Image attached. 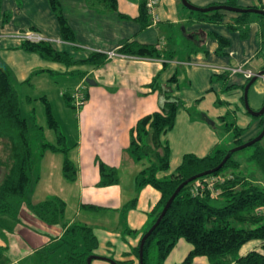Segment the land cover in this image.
Here are the masks:
<instances>
[{
    "label": "crops",
    "instance_id": "1",
    "mask_svg": "<svg viewBox=\"0 0 264 264\" xmlns=\"http://www.w3.org/2000/svg\"><path fill=\"white\" fill-rule=\"evenodd\" d=\"M143 1L117 0V12H113L101 11L93 7L89 0H58L61 13L73 32V42H69L62 39L50 0H1V11L7 16L8 22L0 24V39L3 40L6 51L0 63L10 69L13 84L14 79L24 82L36 72L44 74L59 68V62H44L38 54L24 50L22 42L11 36L28 30L41 32L52 43H60L62 40V47L56 48L70 53L75 60L86 57L92 51H116L124 41L130 39L156 44L159 50L168 54L167 57L149 58L118 53L98 67L75 64L80 67L76 72L79 81L73 87L82 88L85 102L78 108L73 106L76 108L75 122L72 120L70 127L62 131L65 141L70 138L71 144L65 147L66 152L42 150L34 171L35 181L27 197V202L32 204L48 199H61L65 202L63 218L59 223L48 224L33 214L27 203L23 204L18 219L11 224V231L0 232V256L5 253V264H21L24 260L29 261L28 264H41L37 261L36 252L57 242L63 234L64 225L72 223L92 228L97 239L93 254L115 261L133 258L128 253L139 243L150 222L149 215L161 197L160 192L151 185L137 188L136 176L149 163L146 159L136 160L127 149L130 129L136 121L146 114L160 110L163 95L149 85L155 77L156 84L168 90L183 106L177 112L174 126L163 137L171 150L170 167L167 171L159 172L158 176L165 178L174 172L185 153L202 157L220 146L210 122L203 119L202 115L206 113L210 120L216 118L213 121L215 124L223 125V114L228 115V112H222L220 105L227 107L231 101L218 96L217 90L221 91L227 86L229 89L237 86L243 89L242 77L240 79V76L230 74L228 77L223 76L225 71L234 67L230 62L231 41L227 35L220 34L215 29L218 25H226L228 29L234 30L230 26L235 25L237 12L227 14L223 11L221 20L213 22L201 20L191 12H183L178 2L181 0H159L158 21L152 22L148 15L147 23L142 26L135 18L139 16ZM189 1L195 4L205 2ZM237 2L242 6L264 7V0ZM118 12L128 18L120 17ZM252 25L256 26V33L260 31L263 39L264 20L251 16L247 34ZM235 30L242 38L247 36L238 29ZM214 34L228 40V45L225 46L227 48L219 49ZM263 67L261 65L256 72ZM172 77L175 79L171 81ZM237 77L240 79L239 83H227L229 79ZM87 78L95 83L86 82ZM195 78H201L197 94H203V97L195 99L193 103L186 101L182 104L184 91H193L192 88L198 86L194 84ZM254 91L264 99V88L258 87ZM64 94L71 95V92L64 91L61 95L65 98ZM42 96L49 101L46 92ZM217 103L220 104L219 107L215 106ZM195 105L197 110L193 109ZM55 118L59 121L57 116ZM258 125L259 123L256 128ZM249 126L250 123L248 128ZM246 130L240 136L242 140L251 138ZM42 131L43 134L44 130ZM55 140L57 143L56 134ZM231 141L235 142V138ZM65 155L77 170L74 180H68L63 175ZM100 162L116 169V183L98 184ZM133 200L134 206L127 208V204ZM259 245V242L253 244L240 253L244 254ZM191 248L188 241L180 238L165 258V264H179ZM66 253V248H58L49 255V264H61ZM192 262L208 264L207 258L203 256L195 257ZM90 264L112 263L95 258ZM134 264H138L137 258H134Z\"/></svg>",
    "mask_w": 264,
    "mask_h": 264
},
{
    "label": "trees",
    "instance_id": "2",
    "mask_svg": "<svg viewBox=\"0 0 264 264\" xmlns=\"http://www.w3.org/2000/svg\"><path fill=\"white\" fill-rule=\"evenodd\" d=\"M50 2L57 16L62 39L73 42L72 29L61 13L58 0H50ZM89 2L101 11L117 12V0H89ZM224 4L264 9L262 6H242L238 4L237 0H226ZM223 11L225 10L196 11V15L201 20L218 22L222 18L221 12ZM251 14L249 12L236 13L235 25L230 27L234 30L238 29L243 35L247 34ZM255 15L264 20L263 15ZM119 16L128 18L122 13H119ZM135 19L140 21L142 26L147 23L148 13L144 1L140 6L139 16ZM5 20L6 16L1 11L0 0V24ZM262 31L264 36V30ZM214 38L218 41L219 49L228 45V40L223 36L214 34ZM21 42V47L24 50L37 53L45 60L59 62L67 66L86 64L98 67L107 61L106 54L101 52L92 51L86 57L75 60L70 53L58 50L51 41ZM262 43H264V37ZM116 51L125 56L149 58L168 56L166 52L159 50L156 44L140 43L135 39L124 41ZM227 75L229 72L225 71L223 76L228 77ZM174 79L175 77H172L171 81ZM156 80L155 77L149 85L153 89H158L163 95L160 110L146 114L136 121L130 129V142L127 148L136 160L146 159L149 163L136 176L137 188L151 185L161 194L158 203L149 215L150 222L143 234L155 222L166 201L181 182L217 166L230 149L215 147L202 157L185 153L174 172L168 177H159V172L167 171L170 167L171 150L163 137L174 126L181 103L173 98L168 90L158 86ZM248 80L250 79H247L246 83ZM246 83L242 85L243 90ZM64 96L68 104L74 106V103H71V101L73 102L72 96L70 94H64ZM41 98L45 103L46 126L55 132L57 143L44 141L40 142V147L43 151L49 149L66 152L67 149L62 146L65 137L60 131L52 106L45 96ZM242 100L244 102L243 96ZM263 127L264 124L261 129ZM246 128V126L237 125L235 121L226 127V129L233 130L234 146L244 143L240 136ZM42 130L43 126L35 122L30 124V121L23 115L19 93L13 84L11 71L0 63L1 233L11 231V224L18 219L19 211L25 203L33 214L48 224L59 223L63 218L65 202L61 199H48L35 204L27 202L29 190L35 181L33 175L37 165L33 142L40 139ZM263 140L264 137L251 145L254 148L248 157V161L257 165L262 178L251 177L249 179L238 174L240 162L234 158L236 151L217 172L197 178L183 186L158 225L146 238L143 245V264H165V258L180 238L188 241L192 248L179 264H190L197 256L206 257L209 264H264V185L261 183V180L264 179ZM99 170V185L117 182L116 169L100 162ZM62 171L68 180L76 178L77 170L66 155ZM206 178H216L212 187L204 185L203 182ZM196 183H201L204 187L198 186L193 189V185ZM134 204L133 200L127 204V208ZM251 240L258 241L260 249L254 248L241 254V247ZM61 247L67 249L65 260H61V264H86L87 257L92 255L93 250L97 247V239L92 228L87 225L80 223L64 225L63 234L57 242H52L49 246L36 252L37 261L41 264H49V255ZM128 256H133V258L116 261V263L134 264V258L138 259L139 257V243L131 249Z\"/></svg>",
    "mask_w": 264,
    "mask_h": 264
},
{
    "label": "rangeland",
    "instance_id": "3",
    "mask_svg": "<svg viewBox=\"0 0 264 264\" xmlns=\"http://www.w3.org/2000/svg\"><path fill=\"white\" fill-rule=\"evenodd\" d=\"M203 1L205 2H203L202 4H195L193 2L191 3L198 7H206L209 5H214L213 3L215 2L216 4H218V2H221L222 0H203ZM178 2L183 12H187V13L190 12L186 7L182 6L183 4L181 1H178ZM225 12L227 14L234 13L233 11H225ZM191 13L197 14L196 11H193ZM251 16H256V15L252 13ZM9 18H11L10 15H9ZM7 22L8 20L6 16V20L3 22V24ZM215 29L218 33L227 35L229 40L231 41L230 42L231 47H229V52H230V62L232 66L234 67L242 66L243 68L250 69L256 73V70L261 65H264V48L262 47V42H261L262 36H261L260 31L256 33L257 28L255 25L251 26V29L245 38H242L239 35V32L237 30L228 29L226 25H218L215 27ZM39 33L41 34V32ZM15 35H11L12 38L14 40L16 39L20 40L19 38L15 37ZM2 41L3 40L0 41V61L2 60L6 52L5 49L3 48ZM53 43L55 46H59V47H62V45L64 44L62 40H60V43H56V42H53ZM258 50L260 51V54H258ZM37 56H40V55L38 54ZM40 58L44 62H49L43 59L41 56ZM58 67L59 68L54 67L55 69L53 72H48V73L46 72L44 74H41L40 72H36L35 74H33V76H31V78H29L28 80L24 82H19L17 79H14V84L16 85V88L19 93L23 115L30 121V124L35 122L36 124L45 126L43 129L44 133L40 134V139H37L33 142V152H34V156L36 157V159L40 158V154L42 153L40 142H44V141L46 142L50 141L54 143L56 142L54 131L52 129L51 130L48 129L45 123V103L43 99L41 98V95H43V93L46 92V96L49 98V102L52 105L53 112L55 116H57L58 120L60 121L59 128H60L61 133L62 131L64 132L65 129H68V127H70L72 120L74 121V118H75L74 111L76 110V108L68 105L67 99H65L61 94L64 91L71 92L72 94V91L74 90L73 85H75V83L79 81V76L76 72L77 70L80 69V67L77 65H74V67L73 65L67 66L62 63H59ZM64 69H66V71H64ZM233 76H240V79L243 78L244 83H246L247 79H245L242 76V74H234ZM240 79L238 77L236 79L231 78L227 81V83L237 84L239 83ZM194 82H195L194 84H197L198 86L192 88L193 91H184L185 96L181 98L182 104H184L186 101L193 103L195 99L203 97V94H197V91L199 90L201 86V78L200 80L198 78H195ZM31 84L33 86H31ZM220 84L223 85V82H221ZM258 87L264 88V84L260 77L257 78L254 84L251 85L248 90V103L253 110L259 109L261 106L258 107V105L261 104L263 100V96H261L259 93H256L254 91V89ZM217 91H218L217 93L218 96H223L225 99L231 101V103L227 107H225L224 105H220L219 103L215 105L218 107L220 105L222 108V112L223 110H226L225 112H228V115L223 114V117H222L223 125L222 124L219 125L217 123L215 124L213 121H215L216 118H213L212 120H210L209 117H207L206 113L202 115V118L210 122V127L214 131L217 139L219 140V145H220L219 147L231 149L234 147V144H235V142L231 141L234 138L233 137L234 134H233V130L226 131L225 130L226 127L229 126L230 123L233 121H236L237 125H240V126L241 125L244 126L247 124L246 125L247 128H248V123H250L249 128L248 129L246 128L247 129L246 133L251 138L255 137L257 133L260 131L262 124H264V114L258 118V117H252L250 114L246 113L244 102L242 100V94L244 90L238 86L234 88L230 87V89L227 86L223 88L221 91L220 90H217ZM196 106L197 105L194 106L193 108L194 110H197ZM258 123L259 125L256 128V125ZM244 140L245 139H243L242 141L246 142L249 139L247 138V140L245 141ZM69 144H71L70 138L66 141L64 138L62 146L67 147ZM262 144L264 145V140L262 141ZM1 148L2 146L0 145V150ZM253 148L254 146H248L235 153L234 158L240 162V167L237 172L238 174H240V176H244L245 178H249V179H251V177L252 178L254 177L262 178L257 165L254 162L248 161V157L252 154ZM1 171H3V169H1ZM261 183L264 185V179L261 180ZM257 243L258 241L256 240L248 241L241 247L240 251L243 252L244 250L251 248L253 244L255 245ZM257 249H260V247L257 246ZM6 262H7V257L5 253H3L0 256V264H5ZM27 262L29 261L24 260L21 264H28ZM190 264H193V262ZM194 264H197V263H194Z\"/></svg>",
    "mask_w": 264,
    "mask_h": 264
},
{
    "label": "water",
    "instance_id": "4",
    "mask_svg": "<svg viewBox=\"0 0 264 264\" xmlns=\"http://www.w3.org/2000/svg\"><path fill=\"white\" fill-rule=\"evenodd\" d=\"M183 6H185L187 9L192 10V11H199V12H211L214 10H225V11H233V12H237V13H245V12H249V13H254V14H261L264 16V9L261 8H256V7H239V6H231L228 4H214V5H209L206 7H198L195 6L194 4H192L189 0H181ZM264 75V69L259 70L258 72H256V74L245 84L244 86V91H243V99H244V106L246 111L254 117H260L264 114V99H263V103L261 105V107L257 110H253L249 103H248V90L250 88V86L257 80V78L261 77ZM86 82L90 83V84H94V80L87 78ZM264 137V127L261 129V131L253 138L247 140L246 142L234 146L233 148L229 149L228 152L225 154L224 158L221 160V162L215 166L214 168L205 170L203 172H200L196 175H193L189 178H187L186 180H184L183 182H181L176 189L174 190V192L172 193V195L168 198V200L166 201L165 205L163 206L161 212L159 213L157 219L155 220V222L152 224V226L143 234V236L140 239L139 242V257H138V264H143V245L144 242L146 240V238L152 233V231L155 229V227L158 225V223L160 222V220L162 219V217L165 215L166 211L168 210V208L170 207L174 197L177 195V193L181 190V188L183 186H185L186 184H188L189 182L209 175V174H213L215 172H217L220 168H222L224 166V164L226 163V161L228 160V158L231 156L232 153L239 151L245 147L251 146L254 143L260 141L262 138ZM95 258H100V259H104L107 260L109 262H111L112 264H117L115 260L107 258V257H103V256H98L95 254L89 255L86 259V264H90L92 259Z\"/></svg>",
    "mask_w": 264,
    "mask_h": 264
},
{
    "label": "built area",
    "instance_id": "5",
    "mask_svg": "<svg viewBox=\"0 0 264 264\" xmlns=\"http://www.w3.org/2000/svg\"><path fill=\"white\" fill-rule=\"evenodd\" d=\"M255 1H257V0H255ZM144 2H145L146 11H147L148 15L150 16L152 22H154V23L157 22L158 17H159V14L157 12L159 0H144ZM15 37L19 38L20 41H28V42L50 41L47 37H45L44 35L40 34L39 32H36L34 30L24 31L22 33L15 35ZM105 54H106L107 59H111V58L118 55L117 51H115V50L108 51ZM228 72L230 75L242 74V76L245 79H249L256 74L254 71H252L250 69H245L242 66L230 68V70H228ZM260 78L262 79V82L264 84V75L261 76ZM71 96L73 98V103H74V106L76 108H78L84 104L85 98H84L81 87H76L73 90ZM215 181H216V178H208V179L206 178L203 183H205L204 185H206L207 187H212V185L215 183ZM221 181H222V179H221ZM204 185H201V183H196L193 185L194 186L193 189H196V187H198V186L203 188Z\"/></svg>",
    "mask_w": 264,
    "mask_h": 264
}]
</instances>
